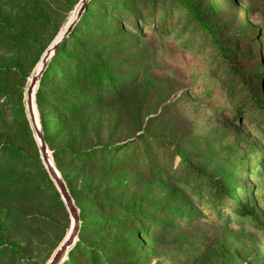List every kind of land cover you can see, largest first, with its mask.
<instances>
[{"label": "rangeland", "instance_id": "1", "mask_svg": "<svg viewBox=\"0 0 264 264\" xmlns=\"http://www.w3.org/2000/svg\"><path fill=\"white\" fill-rule=\"evenodd\" d=\"M82 1L0 0V63L8 65L16 74L0 88V139L33 156L42 154L27 106L28 89L47 51L77 14ZM193 1L222 36L229 39L228 43L236 44L237 65L264 99V76L255 80L251 75L264 70V13L253 7L251 0ZM85 7L62 41L70 36ZM113 18L116 23L121 22L119 17ZM109 28L119 33L95 45L111 66L115 62L120 65L112 68L121 81L128 83L127 91L118 101L86 106L68 121L57 122L56 131H48L52 148L60 150L69 142L77 149L127 140L138 136L142 128L170 136L180 146L187 144L188 158L224 184L236 199H240V185H246L255 202L256 214L264 220V139L251 129L256 123L248 119H259L257 112L243 98L235 103L243 106L241 118L227 109L230 106L219 105L211 93L204 91L197 73H193L203 58H196L182 43H176L175 36L169 41L164 33L144 36L143 29L138 33L116 25ZM74 38L82 37L75 35ZM46 88L53 91L56 87L48 84ZM19 90L24 94L33 140H28L26 126L15 123L11 115V99H17ZM42 100L46 106L50 105L46 97ZM40 126L46 144L47 131L41 122ZM67 155L60 153L56 161L69 185L79 192L76 196L80 200L83 195L92 199L88 192L94 190L120 204L134 199L147 214L150 208L155 213L167 210L170 213L182 207L186 214L196 217L201 214L186 204L185 189L147 170L118 164L111 171L99 173L70 162ZM0 173L6 171L0 169ZM23 206L34 211L35 216L22 215ZM38 206L36 202L11 204L0 199V240H5L9 249L23 248L26 260L19 261L11 251L0 247V264H48L67 238L66 223L55 230L38 223ZM51 217L59 219L54 213ZM92 218H103L104 223L93 222L87 240L99 245L118 237L127 245L133 240L132 228L108 223V214L97 213ZM243 226L234 222L225 226L214 219L171 221V228L164 233L165 250L169 256L170 250L184 243L183 252L177 253L179 259L174 264H184L186 256L198 252V260L187 264H264V233L250 229L253 227L249 225ZM160 240L151 243L150 249L158 248ZM111 248L109 245L103 249L108 254L116 252ZM120 258L134 264L135 255L129 253ZM146 264H161V260L155 256Z\"/></svg>", "mask_w": 264, "mask_h": 264}, {"label": "trees", "instance_id": "2", "mask_svg": "<svg viewBox=\"0 0 264 264\" xmlns=\"http://www.w3.org/2000/svg\"><path fill=\"white\" fill-rule=\"evenodd\" d=\"M251 1L253 7L264 13V0ZM114 16L119 17L121 22L116 23ZM115 25L138 33L143 29L144 36L150 33L160 36V33H164L165 39L169 41L175 36L176 43H182V47L193 52L196 58H203L193 73H197L196 77L203 84L204 91L211 93L219 105L230 106L227 109L238 118L243 116L244 111L242 104L235 103L243 98L259 116L256 120L248 117L256 123L251 129L256 130L264 139V99L237 65L236 44L228 43L229 39L222 36L193 0H90L70 36L56 47L35 89V107L39 121L47 131L49 156L79 215L78 235L59 264H129L125 258H120L129 253L135 255L132 261L134 264H146L155 256L161 260V264H174L179 259L177 253L183 252L184 243L170 250L168 256L164 233L171 228V221L214 219L225 226L231 222L241 228L249 225L253 227L250 229H257L263 234L264 220L256 214L249 188L240 185V199H236L224 184L203 172L188 158L187 144L180 146L170 136H161L142 128L138 136L127 140L77 149H73L69 142L60 150L52 148L48 131L54 133L57 122L68 121L86 106L118 101L127 91L128 83L121 81L113 70L120 65L115 62L111 66L95 45L100 40L119 33L110 30L109 27ZM75 35L82 38L75 39ZM15 75L8 65L0 63V88ZM251 75L258 80V77L264 76V70ZM48 84L55 85V90L48 91ZM43 96L50 105L46 106ZM11 101L14 122L26 126L28 140H33L25 113L23 92L19 90L17 99ZM60 153L68 154L70 162L99 173L111 171L118 164L147 170L151 175L169 180L178 188L185 189L186 204H191L201 214L197 217L186 214L184 207L170 213L168 210L165 213H155L150 208L147 214L134 199H127L120 204L110 196L101 195L94 190L88 192L92 199L83 195L80 200L76 196L79 192L69 185L57 164L56 159ZM0 169L6 171L0 173L1 200L11 204L36 202L40 207L39 214H36L40 225L55 230L59 226L64 227L62 223H66L65 229L69 234L72 224L69 210L42 155H30L25 149L0 139ZM34 169L38 171L33 172ZM34 181H42L43 184ZM20 210L24 216H35L34 211L28 207L23 206ZM53 213L60 220L53 219ZM97 213L108 214V223L132 228L133 240L128 245L120 237L106 240L100 245L96 241L87 240L94 227L93 222H103V218H92ZM143 237L145 240L141 239ZM159 240L160 246L151 250L149 245ZM109 245L116 252L108 254L103 249ZM0 247L11 251L17 260L26 261L23 248L9 249L5 240H0ZM199 253L186 256L184 264L188 261L195 263L200 257Z\"/></svg>", "mask_w": 264, "mask_h": 264}, {"label": "water", "instance_id": "3", "mask_svg": "<svg viewBox=\"0 0 264 264\" xmlns=\"http://www.w3.org/2000/svg\"><path fill=\"white\" fill-rule=\"evenodd\" d=\"M87 1L88 0L82 1V4H81L80 9L77 12V14H75V16L72 18V20L67 25L65 31L54 41L53 45L47 51V53H46L45 57L43 58L41 64L39 65L38 69L36 70L35 74L32 77L31 84H30V87L28 89V94H27V106H28L30 117H31L32 122H33L34 130H35V133L37 136V142H38L40 152L42 154V159L46 165V168H47L49 174L54 179V181L56 182V184L60 190V193H61L62 198H63V200H64V202H65V204L69 210L71 220H72V227H71V230H70L67 238L62 243V245L58 248L54 257L51 259V261L48 264H59L60 263V261L65 256L67 250L69 249V247L75 241V239L78 235V232H79L80 224H79L78 211H77L76 206L73 203L72 197H71L63 179L61 178L58 170L56 169L55 165L53 164V162L49 156V152H48L47 146L45 144V140L43 137L41 126H40V121H39L37 111H36V107H35V101H34L35 89H36L39 77H40L41 73L43 72V70L45 69L50 57L54 53L55 48L59 45V43L62 41V39L67 35V33L73 27V25L77 21L78 17L80 16L81 11L86 6Z\"/></svg>", "mask_w": 264, "mask_h": 264}, {"label": "bare ground", "instance_id": "4", "mask_svg": "<svg viewBox=\"0 0 264 264\" xmlns=\"http://www.w3.org/2000/svg\"><path fill=\"white\" fill-rule=\"evenodd\" d=\"M72 20V19H71Z\"/></svg>", "mask_w": 264, "mask_h": 264}]
</instances>
